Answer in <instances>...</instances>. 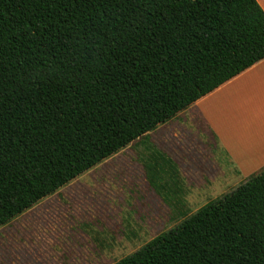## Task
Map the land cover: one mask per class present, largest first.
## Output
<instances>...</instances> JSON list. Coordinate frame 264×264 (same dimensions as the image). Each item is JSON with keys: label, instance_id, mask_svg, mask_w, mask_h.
I'll use <instances>...</instances> for the list:
<instances>
[{"label": "trees", "instance_id": "16d2710c", "mask_svg": "<svg viewBox=\"0 0 264 264\" xmlns=\"http://www.w3.org/2000/svg\"><path fill=\"white\" fill-rule=\"evenodd\" d=\"M263 59L257 0H0V228ZM115 264H264V171Z\"/></svg>", "mask_w": 264, "mask_h": 264}, {"label": "rangeland", "instance_id": "374dc122", "mask_svg": "<svg viewBox=\"0 0 264 264\" xmlns=\"http://www.w3.org/2000/svg\"><path fill=\"white\" fill-rule=\"evenodd\" d=\"M179 127L150 133L154 148L133 142L0 228V264H115L248 180L222 173L209 136Z\"/></svg>", "mask_w": 264, "mask_h": 264}, {"label": "crops", "instance_id": "0c3cea01", "mask_svg": "<svg viewBox=\"0 0 264 264\" xmlns=\"http://www.w3.org/2000/svg\"><path fill=\"white\" fill-rule=\"evenodd\" d=\"M257 2L264 10V0ZM181 125L209 136L214 162L222 173L249 179L264 171V59L156 130L166 127L177 131V137L183 133Z\"/></svg>", "mask_w": 264, "mask_h": 264}]
</instances>
